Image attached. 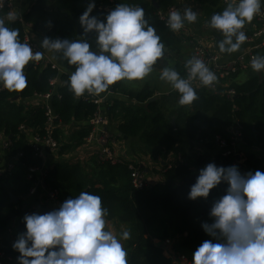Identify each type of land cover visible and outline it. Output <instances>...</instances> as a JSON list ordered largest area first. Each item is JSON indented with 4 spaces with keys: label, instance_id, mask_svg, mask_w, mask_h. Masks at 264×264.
Returning <instances> with one entry per match:
<instances>
[{
    "label": "trees",
    "instance_id": "16d2710c",
    "mask_svg": "<svg viewBox=\"0 0 264 264\" xmlns=\"http://www.w3.org/2000/svg\"><path fill=\"white\" fill-rule=\"evenodd\" d=\"M118 2L144 8L146 19L160 36L172 33L165 23L157 19L159 10H166L176 3L187 7L190 4L199 12L197 26L203 27L214 13H220L226 7L218 0ZM87 5L81 0H36L20 20L8 22L6 10L0 12V17L5 18L7 26L19 29L21 41L28 34L27 26L44 37L79 40L83 38L79 17ZM92 15L103 20L107 13L94 10ZM260 27L262 24L253 20L244 31L248 36L254 28ZM215 31L220 41L222 36ZM94 38V33L89 34L90 40ZM167 52L162 63L158 61L156 66L159 68L167 65ZM236 53L224 54L231 56ZM259 53L264 55V49L255 52V56ZM53 56L55 62H30L25 67L28 86L22 92L0 90V134L10 141V145L0 153V170L5 169L0 174V252L11 257L19 255L12 249L10 229L24 199L29 196L30 188L39 180L38 173L34 172L29 181L28 170L37 168L43 171L42 180L46 187L57 191L58 206L66 199L78 196L81 191H87L102 198V205L108 210L107 221L129 226L131 238L126 245L128 264H173L171 257L164 253L163 243L166 240L171 242V250L176 256L185 257L191 264L192 252L204 240L210 239L203 232L201 223L211 222L208 216L211 202L223 194L225 185L212 190L207 201L198 199L195 202L187 199L190 186L195 183L198 170L210 162L217 166H231L232 158L221 155L214 137L219 136L229 142L231 134L228 127L238 120L242 144L238 148L241 156L237 166L241 172L264 171V77L253 72L243 83H230L229 87L235 91L231 99L223 95V88H218L217 93L205 88L197 90L199 99L189 105L191 109L187 117L182 119L181 109L177 110L174 125L159 100H151L155 90L146 82L137 88L131 84L135 89L127 87L128 84L123 81L112 85V92L122 94L127 100L112 99L107 105L108 117L117 132L124 138L138 139L144 146L163 150L165 157L167 154L173 156V160L167 164L165 161L161 167L158 184L151 185L147 180L146 186L136 188L127 168L129 162L122 157V163L101 161L96 152L92 153L87 163L66 158L83 145H93L87 138L97 104L91 95L76 97L72 93L68 79L75 66H70L59 54ZM174 68L184 77V63H176ZM47 94H50L48 99L45 98ZM16 95L19 99L13 101L12 97ZM47 105L56 116L50 130V136L59 144L54 153L47 147L35 149L29 140V134H36L41 140L47 136ZM69 125L75 129L67 138L63 128ZM21 126L27 132L21 131ZM112 137L117 139L114 134ZM196 145L206 151L197 156L193 166H190L183 159L191 154L190 150ZM41 151L58 157L59 161L44 168V156H39ZM16 156L17 160H11L10 170L2 164L3 157L12 159ZM136 167L142 171L138 165ZM10 195L17 197L16 203L11 201ZM23 231L25 225L22 222L17 228V235Z\"/></svg>",
    "mask_w": 264,
    "mask_h": 264
},
{
    "label": "clouds",
    "instance_id": "9594fccd",
    "mask_svg": "<svg viewBox=\"0 0 264 264\" xmlns=\"http://www.w3.org/2000/svg\"><path fill=\"white\" fill-rule=\"evenodd\" d=\"M5 0H0V9ZM264 0H227L220 13H214L208 27L217 30L222 39L220 53L232 54L241 49L248 37L247 24L261 14ZM95 0H89L79 17L82 39H52L40 42L43 51L33 49L29 39L21 41L20 31L6 25L0 17V88L22 92L28 86L24 69L39 62L45 52L59 54L75 71L68 87L76 97L100 96L120 81L143 80L153 72L167 51L162 37L149 20L144 8L121 2L104 19L92 15ZM18 11H8L6 19L15 22ZM198 12L191 6L173 9L165 26L178 33L185 24H193ZM49 27L51 23L49 22ZM95 34L94 40L89 34ZM184 68L186 78L174 67H164L159 79L179 94L180 106L192 105L199 99L192 82L213 86L217 75L205 62L193 56ZM254 72H264V55L251 59ZM225 185L222 195L214 198L208 212L211 222H202L204 240L191 255V264H264V171L241 172L237 165L217 166L208 163L198 170L187 199L205 201L212 190ZM108 210L102 198L87 191L66 199L57 209L44 214L33 212L23 216L25 231L12 243L19 253L17 264H128V253L121 241L131 238L128 230L119 237L106 228Z\"/></svg>",
    "mask_w": 264,
    "mask_h": 264
},
{
    "label": "built area",
    "instance_id": "2783aa9c",
    "mask_svg": "<svg viewBox=\"0 0 264 264\" xmlns=\"http://www.w3.org/2000/svg\"><path fill=\"white\" fill-rule=\"evenodd\" d=\"M83 2L89 3V0H81ZM220 4L227 6V0H218ZM14 0H5L4 8L0 9L1 11L6 10L7 12L11 10L13 6ZM96 8L94 10L97 11H106L108 13L110 10L114 9L118 4V0H95ZM173 9H180L177 5L169 7L166 10H159L156 13L157 19L161 22L165 23L168 18V13ZM181 10V9H180ZM183 10V9H182ZM20 20V19H19ZM257 22L262 24L260 28H254V31L248 35V39L245 43L249 44L250 47L239 53L235 57L227 59L225 61L221 60V57L215 51H212L208 44L206 45V41L202 37H198L196 34L186 27L181 29L179 33L185 35L189 40L190 48H191V57L196 56L202 59L205 64L212 70L218 77L217 82L211 87H204L200 84L198 80L192 82V86L198 89H209L213 92H216L218 89V84L221 82L226 98L231 99L235 95L234 89L229 87V80L236 75L238 72L246 70L247 67L251 66V59L255 56V52L261 51L264 49V9L262 8V12L260 15L254 18ZM29 39V42L32 44L33 49L36 51H41L38 45L26 34L23 38V41ZM46 61V60H45ZM48 61V60H47ZM184 77L186 78V71ZM112 86H110V90ZM1 90V88H0ZM109 90V91H110ZM50 94L45 95V98H49ZM95 103H100L99 99L95 100ZM45 115L47 117V128L48 133L47 136L41 140L36 134H29V140L32 146L37 149L40 147L41 149L47 147L51 153H54L59 147V144L52 139L50 136V130L53 128V123L56 122V116L54 115L52 109L49 105L46 106ZM106 120L101 115L99 108H97L96 113L90 121L91 131L87 138L89 142L93 143V153L96 152L98 159L101 161H109L111 163H122V158L116 154L113 149V144L115 143L112 134L105 127ZM23 132H27L23 126L19 128ZM228 130L231 134L229 142L225 139L220 138L219 136L214 137V141L221 150V155L225 158L231 159V165H237L238 158L241 156V152L238 150L239 145L242 144L241 137V127L238 120H234L232 125L228 127ZM32 137V139H30ZM10 145L9 138L0 134V153L1 150L7 148ZM112 149H111V147ZM39 156H44V151L39 152ZM17 160V156L12 158L11 160ZM129 170L131 171V178L134 187L141 188L147 185V179L143 171H140L136 166L132 164H128ZM11 162L7 164V169H11ZM5 169L0 170V174L3 173ZM37 172L39 175V180L36 181L33 186L30 188L29 195H32L36 192L37 187H41L44 190V193L48 200L52 203V207L46 211L38 212L36 210H31L30 214L33 212H38L40 214H44L53 209H57V196L58 193L56 190H51L43 183L42 180L43 171L41 169H29L27 174V179L32 180V174ZM164 253L166 256L171 257L173 264H190L188 260L183 256H176L171 250V242L166 240L163 243ZM17 256L11 257L4 255V252H0V264H17L16 261Z\"/></svg>",
    "mask_w": 264,
    "mask_h": 264
},
{
    "label": "crops",
    "instance_id": "0c3cea01",
    "mask_svg": "<svg viewBox=\"0 0 264 264\" xmlns=\"http://www.w3.org/2000/svg\"><path fill=\"white\" fill-rule=\"evenodd\" d=\"M35 2H36V0H14L13 6H12L11 10H9V11H12V10L18 11L20 13V15H21L20 17H22V15L25 12L30 11L31 7L35 4ZM175 5L180 7L181 10H182L183 7L184 8L187 7L186 5H179V3H176ZM188 6H191L193 8V10L197 12L195 7H193L190 4H188ZM262 8L264 9V6H262ZM19 19H21V18H19ZM185 25L189 26V28L191 29V31L194 34H199V36L202 37L206 41V45L208 44V46L210 47V49L212 51H215L216 53H218L220 55V57H221V60H223V61H225L227 59H230L232 57H235L237 54L242 53L243 51L247 50L250 47L249 44L244 43L241 46V49L236 54L231 55V56H227L224 53H220V51L218 49V42L219 41H218V37H217V35L215 33L216 31L214 29H211L210 27H208V22H207V25H205V29L204 30H200L199 32L195 31V29L191 28L190 24L186 23ZM26 31L29 34V37L40 48V42L44 38V36H42L43 34L41 35L40 33L32 31V29L29 26H27ZM201 31H203V32H201ZM174 49H175V47H174ZM40 50L43 51L41 48H40ZM167 51H168V48H167ZM166 59L167 60L171 59L170 56H168V54H166ZM42 60H46V61L48 60V61L55 62L56 59H55V57L53 56L52 53L45 52L44 58ZM173 61L174 62L172 64H171L172 61H170L169 62L170 65L167 64L165 67H169V66L174 67V65L176 63H184L185 64V62H186L183 59L182 60H175L174 59ZM162 70H163V68H159L156 65L154 66V69H153V71H156V73H158L159 75H160ZM245 71H247V70L241 71L240 73L245 72ZM240 73L238 72L228 82L229 83L236 82L237 76ZM123 82H124V84H128L127 87H129L131 89H135V88L139 87L140 85H142L144 82H146L150 88L155 90L154 96H153V98H154L153 100H159L158 97L161 95L160 92H159V90H160L159 86L163 84L162 82H159V83H156V84H152L148 80L147 77H145L143 80H136V81H127L126 80V82L125 81H123ZM131 84H133L135 88ZM167 85L169 86L170 90L167 92V94H165V96H171V95L172 96H171V99L166 104H162L163 107L165 109L167 107H171V108H175V109H177V108L181 109V106L178 103L179 94L177 93L176 90L172 89L169 84H167ZM219 87H222V83L221 82L218 84V88ZM96 97L99 98V100H100L99 111H100L101 115L103 116V118L106 120V124H105L106 129L110 133L114 134L116 136V138H117L115 140V143L113 144V149L116 152V154L119 155L120 157L126 159L128 162H134L137 159L139 160V156L134 154L135 150H133V149H135V148H133V143L134 144H138V149L139 150H142L141 148L144 145L141 142H139L138 139L124 138L122 135H120L117 132L114 124H112L113 122L110 121V119L108 117V114H107V105H108L109 100H112V99H118V100H121V101H127V100L124 98V96L122 94H116V93H113V92L103 93L100 96H96ZM188 107L189 106H187V108ZM74 129L75 128L72 125H69V126H66V127L63 128V131H64V133H65L67 138L70 137V135L73 133ZM91 145L92 144L89 143V144L83 145L80 148H77L76 151L73 152V154H70V155L66 156V158H74V160H78V161H80L82 163H84V162L87 163L89 161V159L91 158V155H92V153L94 151L93 150V145L92 146ZM201 149L204 150V148L202 146H201ZM204 151H206V150H204ZM162 154L165 155L164 151H162ZM167 156H169V154H167L165 158H167ZM170 156L172 157V155H170ZM143 157L145 158V161H139V163L137 162V164L139 165V168L140 169L142 168L141 170L145 173V176H146L148 182L151 183V185L158 184L161 181L160 171H161V167L163 166V162H165L164 161L165 159L164 160H159L160 156L157 157V159L159 160V163H158V166H156V165L154 166V163H152L151 160L148 157L147 158L145 156H143ZM58 161H59L58 157L45 153L44 157H43V164H44L43 167L44 168H48V167L52 166L53 164H55ZM10 162H11L10 158L3 157V159H2V164L3 165L4 164L7 165ZM23 202L26 204L25 209L36 210L38 212L46 211V210H48V209H50L52 207V203L50 202V200L47 199V197H46V195L44 193V190L41 187H37L36 192L34 194H32V195L27 196L24 199ZM23 213L22 214L18 213L17 214L19 216L18 218H22ZM106 222H110V221H106ZM15 227H12V228L15 229ZM12 232L13 233L10 236L11 237L10 241L14 242L17 237L14 236V231H12Z\"/></svg>",
    "mask_w": 264,
    "mask_h": 264
},
{
    "label": "rangeland",
    "instance_id": "374dc122",
    "mask_svg": "<svg viewBox=\"0 0 264 264\" xmlns=\"http://www.w3.org/2000/svg\"><path fill=\"white\" fill-rule=\"evenodd\" d=\"M184 8V7H183ZM182 8V9H183ZM198 12V11H197ZM198 16H199V12H198ZM198 25V20L193 23V24H190V27L195 29V31L197 30L198 32L200 30H204L205 29V25L202 26H197ZM201 27V28H199ZM203 32V31H201ZM172 33V32H171ZM198 37H199V34H196ZM202 36V35H201ZM162 39L163 41L165 42L166 44V47L168 48V56H170V60H167L166 59V62L168 65L170 61L171 64L174 62L173 60H184V61H187L188 59L191 58V48H190V45L188 43V39L185 35L181 34V33H172V34H163L162 36ZM175 47V49H174ZM257 55H262V53H259ZM164 60V59H163ZM160 63H162V61H159ZM247 71L245 72H242L240 73L238 76H237V79H236V82L237 83H243L247 78L248 76L250 75V73H253L254 71L251 69V67H247L246 69ZM244 71V70H243ZM255 74H257L259 77H264V72H254ZM159 74L156 73V71H153L152 73H150L147 78L148 80L152 83V84H156V83H159V82H162L163 84L159 86L160 90V96L158 97V99L160 100V104H166L170 99H171V96H165V94H167V92L170 90L169 89V86L166 84V82L164 81H161L159 79ZM126 82V80H125ZM189 108V109H188ZM187 108V106H181V117L182 119L187 117V113L190 111V106ZM165 109V108H164ZM178 109V108H177ZM177 109L175 108H171V107H167L166 108V113L168 115V117L170 118H175V113L177 112ZM145 147V148H144ZM135 148V149H133ZM133 150L134 151V154L139 156V160L137 159L136 161L134 162H138L139 161H145V158L143 156H145L146 158L148 157L152 163H154V166H158V163H159V160H164L166 161V164L173 159V156L171 157L170 155L167 156V158H165V156L162 154V151L163 150H156V149H153V148H150V147H147V146H143L141 149L142 150H139L138 149V144H134L133 143ZM204 152L203 149H201V146L200 145H196L193 149L190 150V155L188 157H186L185 159H183L185 162H187V164H189L190 166H193V163H194V159L199 156V155H202ZM165 153V152H164ZM141 154V155H140ZM160 156V157H159ZM157 157H159V160L157 159ZM171 158V159H170ZM170 159V160H169ZM169 160V161H168ZM168 161V162H167ZM165 162H163V165H164ZM88 166V165H87ZM160 167V166H159ZM145 174V173H144ZM147 179V178H146ZM24 203V202H23ZM30 211L31 210H27L25 213H23V216L25 214H30ZM18 213H21V211L19 210L17 212ZM23 216L22 218H18L19 216H15L14 220H13V223H12V226H11V229H10V236L12 235V231H14V236L17 237V227L20 226V223H22L23 221ZM107 221V220H106ZM110 221V220H109ZM16 226V227H15ZM12 227H15V229H13ZM106 228L107 230H110L112 231L115 235H117L119 237L120 233L123 231V230H128L130 231V228L128 225L126 224H121V223H116V222H113V221H110V222H106ZM124 245V248L126 249V245H128V240L127 241H121Z\"/></svg>",
    "mask_w": 264,
    "mask_h": 264
},
{
    "label": "water",
    "instance_id": "95a60500",
    "mask_svg": "<svg viewBox=\"0 0 264 264\" xmlns=\"http://www.w3.org/2000/svg\"><path fill=\"white\" fill-rule=\"evenodd\" d=\"M151 2H152L153 7L157 8V5L155 4V2H154V1H151ZM110 92H112V89L110 90ZM18 99H19V96H18V95L12 97V100H13V101H16V100H18ZM153 99H154V98H152V100H153ZM171 122H172V124L174 125V118H171ZM30 139H32V137H30ZM10 197H11V201H12V202H14V203L17 202V200H18L17 197H15V196H13V195H10ZM25 207H26V204L23 203V204L21 205V209H20V211H23V210L25 209Z\"/></svg>",
    "mask_w": 264,
    "mask_h": 264
},
{
    "label": "bare ground",
    "instance_id": "6f19581e",
    "mask_svg": "<svg viewBox=\"0 0 264 264\" xmlns=\"http://www.w3.org/2000/svg\"><path fill=\"white\" fill-rule=\"evenodd\" d=\"M187 28H189V26H186ZM190 29V28H189ZM191 30V29H190ZM194 34V33H193ZM195 35V34H194ZM39 47V46H38ZM41 61H43V60H41ZM241 72V71H240ZM239 72V73H240ZM235 76V75H234ZM233 76V77H234ZM232 79V78H231ZM199 90V89H198ZM209 90V89H208ZM197 91V90H196ZM210 91H212V90H210ZM108 92H110V91H108ZM108 92H106V93H108ZM213 92V91H212ZM213 93H217V91L216 92H213ZM93 97V99H94V101L96 100V99H99V98H97L96 96H92ZM49 98H50V96H49ZM48 99V98H47ZM97 104V103H96ZM97 108H99V103L97 104ZM128 164H132V165H134V166H136V165H138L137 164V162H129ZM139 166V165H138ZM127 168H129V166H127ZM59 206H58V204H57V208H58Z\"/></svg>",
    "mask_w": 264,
    "mask_h": 264
}]
</instances>
